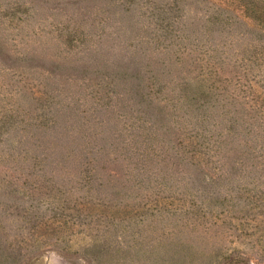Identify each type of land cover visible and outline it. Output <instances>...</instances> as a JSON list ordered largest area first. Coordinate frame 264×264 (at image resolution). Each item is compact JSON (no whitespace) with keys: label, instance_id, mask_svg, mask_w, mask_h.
<instances>
[{"label":"rangeland","instance_id":"1","mask_svg":"<svg viewBox=\"0 0 264 264\" xmlns=\"http://www.w3.org/2000/svg\"><path fill=\"white\" fill-rule=\"evenodd\" d=\"M258 18L264 0H0V264H264ZM212 83L254 125L195 167L192 121L226 111Z\"/></svg>","mask_w":264,"mask_h":264},{"label":"trees","instance_id":"2","mask_svg":"<svg viewBox=\"0 0 264 264\" xmlns=\"http://www.w3.org/2000/svg\"><path fill=\"white\" fill-rule=\"evenodd\" d=\"M165 21H167V20L165 19ZM256 22H257V26L260 27V30L263 31V34H264V19L258 18V19H256ZM161 29L166 31L165 33L167 36L168 35L172 36V25H169L168 22L166 24L162 25ZM263 37H264V35H263ZM263 43H264V40H263ZM242 61H243V57H241L239 64H242L241 63ZM237 68L240 69L241 66H237ZM137 77L138 76L136 75L135 77H132V78L137 81V85H140L141 81ZM235 80H237L236 82L243 81V80H241L240 77H238V79L236 78ZM227 82L231 84V80H229V78H227ZM256 84H258V83H256ZM208 87L217 91L216 94L217 93L220 94L221 84L212 83V84L208 85ZM259 87H260V90L264 93V84H261V86H259ZM147 88L149 89V86H147ZM251 90L255 91V88L251 87ZM134 93L137 94L136 91ZM219 94L214 96L215 98L213 99V102L218 103V105L221 107V109H225L226 111H224L221 115L220 123H219L221 127H220V131L218 133H213L211 130H208V131L206 130L205 126L210 121L208 116L207 117L203 116L200 119H197L196 121L191 120L194 124V128H196V135H201V136L205 137V138H202L204 140L203 142H201V141L197 142L194 144L196 147L194 146L191 148L192 154L190 157H191V165L192 166L207 167V168L210 165L212 166V161H214V160L217 161V159L219 158L220 153H219L218 149H220V148L222 149V144L224 142V139H227L225 137H229L230 140L233 141L242 132L250 131L251 125H254L253 122L248 121V119L244 115L240 106L234 101L235 98L237 97L234 93H230L228 97L223 98V99L219 98ZM260 95L262 96L264 94L260 93ZM202 101H203L202 103L207 102V98H203ZM263 110H264V105L262 104L261 106H259V111H263ZM202 111H206L207 114H211V112L209 111V109L207 107H205ZM203 114H205V113H203ZM263 134H264V131H263ZM114 139H115V141H117L119 143L118 137H116ZM108 141L109 142L113 141L112 136L108 137ZM198 147H203V148L207 147L208 151H206L204 154L197 151L198 156H199V157H197L193 150H196V148H198ZM213 147H215V148H213ZM130 148H131V146H130ZM34 160H37V159H34ZM215 168H217V170H220L219 169L220 167H215ZM213 172L215 173V171H213ZM216 193L219 194V192H216Z\"/></svg>","mask_w":264,"mask_h":264}]
</instances>
